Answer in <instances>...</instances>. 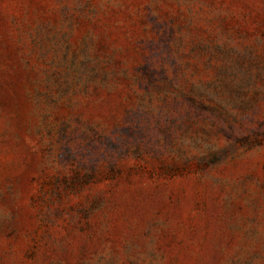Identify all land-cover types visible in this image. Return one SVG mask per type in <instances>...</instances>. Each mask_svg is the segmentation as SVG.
I'll list each match as a JSON object with an SVG mask.
<instances>
[{
    "label": "rangeland",
    "instance_id": "obj_1",
    "mask_svg": "<svg viewBox=\"0 0 264 264\" xmlns=\"http://www.w3.org/2000/svg\"><path fill=\"white\" fill-rule=\"evenodd\" d=\"M0 264H264V0H0Z\"/></svg>",
    "mask_w": 264,
    "mask_h": 264
}]
</instances>
